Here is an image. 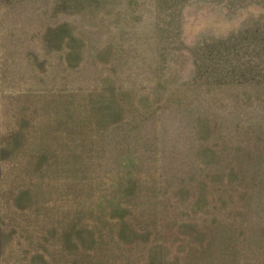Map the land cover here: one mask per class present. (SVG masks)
<instances>
[{
	"label": "rangeland",
	"instance_id": "1",
	"mask_svg": "<svg viewBox=\"0 0 264 264\" xmlns=\"http://www.w3.org/2000/svg\"><path fill=\"white\" fill-rule=\"evenodd\" d=\"M0 34V264H264V0H0Z\"/></svg>",
	"mask_w": 264,
	"mask_h": 264
},
{
	"label": "crops",
	"instance_id": "2",
	"mask_svg": "<svg viewBox=\"0 0 264 264\" xmlns=\"http://www.w3.org/2000/svg\"><path fill=\"white\" fill-rule=\"evenodd\" d=\"M0 37H1V34H0ZM0 42H1V38H0ZM2 43V42H1ZM1 43H0V45H1Z\"/></svg>",
	"mask_w": 264,
	"mask_h": 264
},
{
	"label": "trees",
	"instance_id": "3",
	"mask_svg": "<svg viewBox=\"0 0 264 264\" xmlns=\"http://www.w3.org/2000/svg\"><path fill=\"white\" fill-rule=\"evenodd\" d=\"M217 252H219V251H217ZM217 252H216V253H217Z\"/></svg>",
	"mask_w": 264,
	"mask_h": 264
}]
</instances>
